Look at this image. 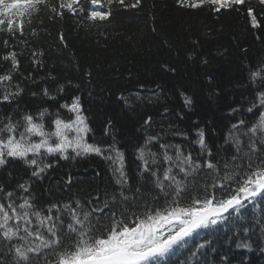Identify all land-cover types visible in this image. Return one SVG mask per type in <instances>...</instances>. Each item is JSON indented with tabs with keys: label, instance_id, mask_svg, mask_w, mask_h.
Instances as JSON below:
<instances>
[{
	"label": "snow or ice",
	"instance_id": "6c2138e0",
	"mask_svg": "<svg viewBox=\"0 0 264 264\" xmlns=\"http://www.w3.org/2000/svg\"><path fill=\"white\" fill-rule=\"evenodd\" d=\"M175 4L189 12L206 9L217 19L235 13L264 43V0ZM142 6L143 0H0V264H231L229 250L217 248L221 239L236 249L251 250L252 235L264 244V58L247 60L241 49L245 62L236 87L243 94L218 125L193 121L180 130L171 121L157 126L148 115L130 154L115 136L111 143L95 137L81 97L68 96L63 83L54 92L47 83L31 90L35 107L22 102L28 85L56 81L51 72L34 75L45 67V51L33 46L41 32L51 35L45 21L73 19L107 39L103 29L117 12ZM57 37L66 48L64 33ZM192 43L189 59L199 47V40ZM23 61L31 71H23ZM162 70L176 72L167 64ZM180 95L191 110L192 97ZM176 116L185 119L183 112ZM111 132L109 120L104 136ZM90 157L104 162L106 181L73 191L69 173L58 183L61 195H53L51 184L38 191L37 182L50 179L60 161ZM210 252L217 256L209 260Z\"/></svg>",
	"mask_w": 264,
	"mask_h": 264
},
{
	"label": "trees",
	"instance_id": "16d2710c",
	"mask_svg": "<svg viewBox=\"0 0 264 264\" xmlns=\"http://www.w3.org/2000/svg\"><path fill=\"white\" fill-rule=\"evenodd\" d=\"M44 27L51 35L41 32L33 46L45 51V67L34 75L39 79L51 72L56 81L28 85L29 91L22 102L35 107L31 90H39L47 83L54 92L57 83H63L68 96L81 97L95 137L111 143L115 136L119 146L129 154L141 135L137 128L148 115L153 116L157 126L171 121L178 124L180 130H189L193 121H199L202 127H213L209 121L218 125L227 106L233 101L239 102L243 94V90L236 87L245 62L241 49H247V60L264 58V43L245 30L243 19L237 14H224L217 19L206 9L197 12L178 9L175 0H143L140 9L117 12L113 23L103 29L107 39L98 36L95 30L89 33L77 27L73 19L55 24L45 21ZM59 32L65 35L66 48L59 45ZM261 36L264 40V32ZM194 40H199V47L189 59ZM205 59L207 64L203 63ZM164 64L175 68L176 72L163 71ZM31 70L28 62L23 61V71ZM88 71L91 77L85 75ZM150 89L157 91L158 97L152 96ZM181 92L192 97L191 110L184 108ZM137 94L143 99H137ZM121 96L127 99V105L124 99H117ZM148 97H152L151 103ZM52 103L48 101L45 106ZM165 108L168 114H164ZM177 112H183L185 119L179 120ZM109 120L112 132L105 137L104 127ZM22 168L21 165L20 169L10 170L18 172ZM69 173L74 182L73 191L87 189L107 179L106 165L98 158L60 161L51 171L50 179L42 184L37 182L38 191L43 192L51 184L53 195H61L56 191L58 183ZM3 174L7 176V172ZM249 243L251 250L236 249L233 241L224 243L221 239L217 248L221 252L229 250L231 264H264V251L260 250L264 244L257 235H252ZM216 256V252H210L209 260Z\"/></svg>",
	"mask_w": 264,
	"mask_h": 264
}]
</instances>
